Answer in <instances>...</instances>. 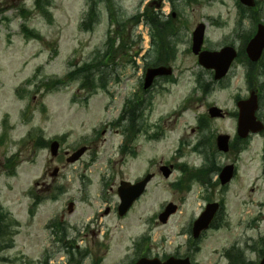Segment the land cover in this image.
Here are the masks:
<instances>
[{"label": "rangeland", "instance_id": "1", "mask_svg": "<svg viewBox=\"0 0 264 264\" xmlns=\"http://www.w3.org/2000/svg\"><path fill=\"white\" fill-rule=\"evenodd\" d=\"M45 1L46 14L35 8V0H0V203L16 224L14 246L1 251L5 260L0 264H42L44 256L66 264L63 245L71 240L88 249L83 264L99 259L102 264H130L141 256L135 240L145 234L140 249L147 255L184 254L188 250L184 228L213 198L225 200L224 223L205 235L195 264H228L221 252L236 237L242 246L250 237L259 241L256 252L246 251L248 259L257 258L264 241V137L251 135L239 153L218 152L214 138L219 133L235 134L236 118L208 115L213 104L236 111L237 96H249L247 68L238 60L226 79L215 82L191 51L192 32L199 22L206 24V48L227 44L243 48V34L253 30L254 22L241 21L238 0H163L160 7L153 3L160 0ZM259 3L264 21V0ZM91 5L96 14L84 26ZM147 7L165 19L173 16L168 41L176 54L174 79L159 80L149 93L139 89V81L157 56L145 52L149 46L142 32L148 27L128 23ZM24 25L43 39L30 37ZM122 31L129 36V52L118 54L114 64L100 70L102 74H94L96 83L88 84L93 92L81 88L79 80L46 86L64 78L71 68L103 57L111 45L119 47ZM259 68L264 70V59ZM200 83L207 88H200ZM256 84L262 85L264 114V72ZM135 94L142 100L137 104L139 113L133 115L127 107L123 121L117 122L126 99ZM204 116L206 128L199 124ZM38 136L49 141L59 138L60 157L53 158L48 145L42 148ZM85 144L90 150L81 160L66 164L64 152ZM13 156L17 168L10 175L6 161ZM207 159L221 167L236 161V178L225 190L215 181L216 170H209L205 180L192 182L189 177L188 165L201 168ZM167 162L174 166L169 178L160 171ZM183 163L188 169L184 173ZM63 164L53 181L50 172ZM146 172L155 178L128 214L120 217L118 182L123 178L133 182ZM186 176L187 186L178 190L171 185ZM43 181L46 185L35 186ZM34 194L46 199L30 213ZM69 201H75L72 212ZM168 201L177 204L178 211L163 224L156 215ZM107 207L109 214L104 213ZM259 214L255 229L248 228L249 220ZM51 220H56V229L49 226Z\"/></svg>", "mask_w": 264, "mask_h": 264}, {"label": "water", "instance_id": "2", "mask_svg": "<svg viewBox=\"0 0 264 264\" xmlns=\"http://www.w3.org/2000/svg\"><path fill=\"white\" fill-rule=\"evenodd\" d=\"M243 4L247 6H255V0H240ZM205 34V25L200 23L196 30L193 33V52L199 56V62L206 68H212L215 70V78L220 79L224 77L231 67V64L237 57V51L232 46H225L219 51H210L205 50L201 51ZM246 51L248 57L257 62L262 57L264 51V24L259 23L257 27L256 34L250 39L247 44ZM172 70L169 67H157V68H149L146 72L145 76V88L151 86L152 82L157 76L160 75H169ZM238 106L240 109L239 114V133L242 137L248 136L250 131L257 132L264 129V124L257 119L256 110L258 108V95L255 91H252L249 99L241 100L238 102ZM210 113L212 117L221 115V109L217 107H212L210 109ZM218 147L220 150L227 151L229 148L228 145V136H219L218 137ZM59 144L58 142L52 143V154L56 155L58 152ZM86 148L83 147L75 152L70 158L69 161L77 160L84 152ZM166 175L169 174V171L165 172ZM233 176V165H229L224 168L221 173L222 183L225 184L228 182ZM151 178V175L146 178V180L136 184L130 188L124 190V193H121L123 204L120 207V214L123 215L128 210V208L132 205L134 200L142 194L144 191L145 185L147 181ZM217 210V204L210 205L203 215V217L199 220L196 230L199 231L201 228L206 227L207 224L211 221L214 213ZM176 211L175 206L169 205L166 211L161 215V220L165 222L169 215ZM137 264H189V260H181L177 258H170L165 262H162L158 258L149 259L142 258ZM261 264H264V259Z\"/></svg>", "mask_w": 264, "mask_h": 264}, {"label": "trees", "instance_id": "3", "mask_svg": "<svg viewBox=\"0 0 264 264\" xmlns=\"http://www.w3.org/2000/svg\"><path fill=\"white\" fill-rule=\"evenodd\" d=\"M36 5L38 7L39 10H44L45 11V5L43 4L42 0H37L36 1ZM241 8V17H243L245 15V12L248 10L245 7H243L242 5H240ZM250 10V14H251V19L254 21H258L260 16V9L254 8V9H249ZM94 14V12H92ZM145 18H146V22L148 24H151L154 22L155 24V29H156V33H155V38L157 40L158 43H161L164 45V39H165V33L162 29L161 26V22L159 19H157L155 16H153L152 14H150V12H146L145 13ZM139 16H136V21H138ZM24 31L29 34V36L33 35L37 38H41L40 35H38L37 33H34L32 30L25 28ZM251 36L250 32L244 33L243 34V38L246 40ZM126 44H122L120 49H116L113 48L114 45H111V47H109L108 51L104 54L103 57H94L92 62L86 63L81 67L75 68L74 70L70 71L67 75V79L68 80H75L80 78V80L82 81V86L83 87H89L91 88L90 84H95L96 83V77L94 76V71H100L102 66L105 65H111L115 63V57L120 54V52L123 51V49L126 47ZM120 51V52H119ZM245 62L246 64H248V71H247V75H246V79L247 82L249 84V86L251 88H253L255 86V84L258 82V76H259V68H258V64L257 63H252L251 61H249L248 59L245 58ZM65 80H56L53 81L52 85H48L46 84V86H48V88H52L53 86H55V84H59V83H63ZM90 86H89V85ZM105 86V84H104ZM138 105L142 104V100L140 98L137 99V101L134 102V104L130 105V109L133 115H137L139 110H138ZM31 137V135H30ZM13 167V165H12ZM8 218V215L6 212H4L1 207H0V253L2 250H4L5 248H9L13 246V240L10 237V234L13 232L12 229V223L8 222L6 219ZM9 235V236H8ZM67 246V245H66ZM68 250L70 252V255L72 257V261L74 262V264H81V259L80 260H75V257L77 255V252L80 254V250H77L76 253L74 254L72 252L74 245L70 244L68 245ZM75 248V247H74ZM77 249V248H75ZM1 258V257H0ZM99 262H95L93 264H98ZM47 264V263H46Z\"/></svg>", "mask_w": 264, "mask_h": 264}, {"label": "flooded vegetation", "instance_id": "4", "mask_svg": "<svg viewBox=\"0 0 264 264\" xmlns=\"http://www.w3.org/2000/svg\"><path fill=\"white\" fill-rule=\"evenodd\" d=\"M160 3H161V1H160ZM160 3H158V5H160ZM125 180H127V179H121L119 182H118V184H117V186H116V191H117V193H118V191H119V188H120V186H121V184L125 181ZM127 181H129V180H127ZM135 181V180H134ZM42 184L43 185H46V181H43L42 182ZM217 217V216H216ZM220 217V216H219ZM219 217H217V218H215V220L213 221V223L211 224V227H213L212 229H214V228H216V225L218 224V218ZM192 227H193V224H192V222L189 224V226L187 227V229H185V230H187V231H192ZM198 244V241H196V240H192V243L190 244V246L188 247V250L186 251V253L185 254H180V253H178V252H174V253H172V254H170V255H176V256H178V257H181V256H188V255H192V256H194L195 254H196V250L198 249L197 247H196V245ZM254 252H256V251H254ZM248 259V258H247ZM258 259H259V256H257V258H255V259H253V258H250V259H248V264H254V262L256 261L257 263H258ZM256 263V264H257Z\"/></svg>", "mask_w": 264, "mask_h": 264}, {"label": "bare ground", "instance_id": "5", "mask_svg": "<svg viewBox=\"0 0 264 264\" xmlns=\"http://www.w3.org/2000/svg\"><path fill=\"white\" fill-rule=\"evenodd\" d=\"M161 26H162V29H163V31L166 33V24H165V22H161Z\"/></svg>", "mask_w": 264, "mask_h": 264}]
</instances>
